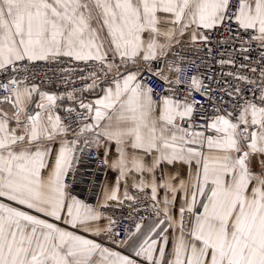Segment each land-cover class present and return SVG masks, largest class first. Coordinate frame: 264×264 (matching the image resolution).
<instances>
[{"label": "snow or ice", "instance_id": "1", "mask_svg": "<svg viewBox=\"0 0 264 264\" xmlns=\"http://www.w3.org/2000/svg\"><path fill=\"white\" fill-rule=\"evenodd\" d=\"M0 264H264V0H0Z\"/></svg>", "mask_w": 264, "mask_h": 264}]
</instances>
